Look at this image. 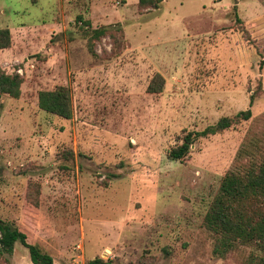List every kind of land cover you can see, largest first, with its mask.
Instances as JSON below:
<instances>
[{
  "label": "rangeland",
  "instance_id": "374dc122",
  "mask_svg": "<svg viewBox=\"0 0 264 264\" xmlns=\"http://www.w3.org/2000/svg\"><path fill=\"white\" fill-rule=\"evenodd\" d=\"M3 28L12 45L0 66L24 83L19 99L0 100L2 220L55 264H247L257 254H215L205 219L248 132L264 129V0H165L153 11L139 0H0ZM100 28L110 34L94 55ZM157 74L163 90L150 94ZM57 86L71 92L69 120L39 108V93ZM247 109L251 120L169 158L184 133ZM30 183L38 208L25 200ZM0 264L32 262L17 244Z\"/></svg>",
  "mask_w": 264,
  "mask_h": 264
},
{
  "label": "trees",
  "instance_id": "16d2710c",
  "mask_svg": "<svg viewBox=\"0 0 264 264\" xmlns=\"http://www.w3.org/2000/svg\"><path fill=\"white\" fill-rule=\"evenodd\" d=\"M164 1L139 0V8L142 11L158 10ZM109 34L108 28L92 31L89 49L94 55L95 42ZM11 45L10 30L0 29V51L9 49ZM23 83L24 79L21 75L7 74L0 66V100L3 96L19 99ZM163 85V77L157 74L148 87V93H161ZM254 99L255 95H252L251 106H253ZM39 108L63 119H71L73 107L69 88L57 86L54 90L40 92ZM252 116V110L247 109L240 111L234 117L221 118L204 130L184 133L181 143L170 150L169 158L175 161L186 160L192 152V147L201 139L222 134L251 120ZM74 155V152L67 151L61 155V158L64 161H70L74 160ZM111 177L112 179L118 178L119 175L114 174ZM103 183L105 187H108V182ZM40 195V185L30 183L25 200L29 205L38 208ZM205 225L217 238L215 254L225 256L240 246H251L255 248L257 254H252L247 264H264V129L258 132L253 130L248 132L237 154L233 169L222 179L219 192L206 215ZM17 244L27 249L32 264H55L53 256L45 252L38 244L32 243L27 232L22 230L17 222L0 218V256L12 257ZM86 264H113V262L97 257ZM137 264L149 263L141 261Z\"/></svg>",
  "mask_w": 264,
  "mask_h": 264
},
{
  "label": "built area",
  "instance_id": "2783aa9c",
  "mask_svg": "<svg viewBox=\"0 0 264 264\" xmlns=\"http://www.w3.org/2000/svg\"><path fill=\"white\" fill-rule=\"evenodd\" d=\"M81 247L79 246L78 249H80Z\"/></svg>",
  "mask_w": 264,
  "mask_h": 264
}]
</instances>
